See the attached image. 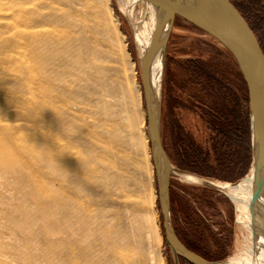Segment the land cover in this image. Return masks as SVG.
<instances>
[{"label":"rangeland","instance_id":"1","mask_svg":"<svg viewBox=\"0 0 264 264\" xmlns=\"http://www.w3.org/2000/svg\"><path fill=\"white\" fill-rule=\"evenodd\" d=\"M36 1L0 0V118L5 126L1 130V136L7 139L5 131L12 129L7 144H11L9 149L13 151L14 157H20L22 164H26L25 173H21L22 178L20 173H8V177L12 179L3 178L1 181L4 184L0 185V264H92L90 255L82 250V246L87 243L79 240L77 231L71 236L67 232L68 216L63 203L70 201L71 207L76 210L79 201L89 200V196L79 190L76 182V173L79 170L77 161L81 156L87 157L85 153L79 154L80 149H83L82 139H88L87 128L97 132L103 130L107 118V102L113 105L114 118L131 115L137 120V127L132 133L139 141L125 144L131 159L121 163L124 171L123 184L131 193L125 224L129 233L138 224L142 242V248L133 252L129 264H176L163 228L143 94L142 59L134 31V24L149 17L148 10L143 11L137 3L134 15L130 18L120 9L118 0H109L112 11L117 15L124 42L135 60L132 65V62L126 63L123 59L116 41V32L109 21L107 6L101 0H95L101 10L103 42L111 51L102 59L104 69L101 80L93 77V69L90 73H82V79L73 82L70 90L66 91L63 81L48 76L47 70L50 66L44 54L45 44L39 48L41 54L38 60L28 44L32 38H29V33L37 15ZM233 1L251 20V15L239 0ZM252 24L264 44L262 25ZM34 28L40 33V38L47 30L44 26ZM191 61H204L206 65H213L216 76L227 84L226 91L207 88L200 95L205 101L214 102L231 124L234 123L232 119L238 115L234 102L241 94L242 76L228 50L209 33L184 18L177 17L167 46L158 110L164 145L170 157L172 155L178 160H183L180 157L181 151L178 150L180 144L184 142L186 151L190 149V153H194L196 145L193 141L201 147H208L210 135L202 115L196 111L195 103L187 100V94H195L201 88L191 77ZM56 63L58 61H55L54 68ZM176 84H182L186 92L182 103L173 98L177 90V86H174ZM75 94L79 95L81 102L68 111L66 105L70 104L67 99ZM46 107L54 108V116L49 118L44 109ZM17 109L27 112L29 117L26 118L23 111H18L20 114L15 115L16 119H11L8 113ZM177 112L179 120L176 119ZM80 123L87 127H81ZM30 124L46 127V136L35 131ZM180 125L183 126L182 130L177 129ZM8 127L10 129H6ZM65 132L68 135H64ZM51 145L56 147L55 170L47 164ZM251 151L249 168L235 180L205 177L228 182L241 179L254 164L252 147ZM69 155L72 156L70 159L62 157ZM174 165L179 167L175 163ZM60 166L69 168L70 172L63 173ZM13 178L21 182L15 183ZM52 187L57 190L55 199L50 197ZM170 192L171 223L181 241L210 261L223 262L234 257L244 231L236 219L238 213L233 200L218 187L183 183L173 176ZM23 211L33 217H40V224L43 226H36L37 231L43 227L46 230V234L35 239L29 247L24 246V235L18 226L26 217ZM74 218L75 216L72 217L73 220ZM154 222H158L159 232L156 231ZM68 239L71 242L70 250ZM158 248L162 253V260ZM178 261L179 264H192L183 256H179Z\"/></svg>","mask_w":264,"mask_h":264},{"label":"bare ground","instance_id":"2","mask_svg":"<svg viewBox=\"0 0 264 264\" xmlns=\"http://www.w3.org/2000/svg\"><path fill=\"white\" fill-rule=\"evenodd\" d=\"M18 1L20 2V0ZM101 1L108 8L109 21L112 29L116 32V41L123 59L126 63L132 62L133 65L135 60L124 42L123 32L118 26L117 15L112 11L109 0ZM118 2L120 9L130 18L134 15V8L137 3L141 5L143 11L148 10L149 17L147 19L141 18L139 23L134 24L138 52L142 59L165 19V12L158 9L152 0H118ZM35 4L37 15L33 21L32 31L29 33V38H32L28 44L32 48L36 60L40 58V46L45 44L44 54H46L50 66L47 70L48 76L63 81V88L66 91L70 90L73 82L82 79V73H90L93 69L95 72L93 77L101 80V72L104 69L102 59L110 53L111 49L106 47L103 42L101 10L95 0H37ZM39 26L47 27L44 36L41 38L38 37L40 33L34 28ZM55 61L58 63L54 68ZM163 75L162 55L161 52H158L151 66V80L157 106L161 96ZM72 76L75 77L72 79ZM90 76L92 77V75ZM80 102L78 94L68 98L67 103L70 104L66 105L68 111ZM44 109L49 118L54 116L53 107ZM18 111L23 110L10 111L8 116L13 119L17 113L20 114ZM105 111L107 118L103 130L97 132L87 128L88 139L81 141L83 149H80L79 154L85 153L87 157L78 158L79 170L76 173V182L79 190L89 196V200L87 202L85 200L79 201L76 210L71 207L70 201L63 203L67 212L66 216H68L66 229L69 236L77 231L80 235L79 240L82 243H87L82 246V250L90 255L92 264H129L132 261L133 252L142 248V242L139 237L138 224L131 233L125 224V218H127L125 215L130 206L131 193L126 190L123 184L124 171L121 163L131 159L130 154L125 149V144L139 141L132 133L137 127V120L131 115L114 118L113 105L108 102ZM73 113L79 116L78 112L74 111ZM23 114L26 118L29 117L27 112L23 111ZM1 121L0 118V185L4 184L1 183L3 178V180H8V173H20L22 178L26 165L22 164L23 161L20 160V157H14L13 151L9 149L11 144H7L12 129L6 128L10 129L5 131L7 139L1 136V130L5 127ZM69 124L72 123L69 122ZM80 125L87 127L83 123ZM55 150L56 147L53 145L48 150L47 164L52 170L57 168ZM62 157L70 159L72 156ZM59 169L60 171L62 169L63 173L70 172V169L64 166H60ZM259 174L262 176L261 180H258L259 175L256 173L255 165L244 177L235 182L207 179L186 172H173L172 176L179 182L218 186L236 205L238 213L236 219L243 228V239L239 241L234 257L216 264H262L264 253V169ZM78 176L83 177V179H79ZM12 181L16 183L19 180L13 178ZM20 185L17 186L18 189ZM30 187L32 188V186ZM56 191L53 187L51 188V198L55 199ZM70 192L72 191L70 190ZM5 203L7 204V202ZM23 215L26 217L18 226L24 235L23 240L26 244L24 246L29 247L35 239L46 234V230L44 227L40 231L36 230V226L42 225L40 224L42 221L40 217H33L27 211H23ZM71 216H75L74 220ZM154 226L159 232L158 222H154ZM70 243L68 239V249ZM161 254L160 252V258Z\"/></svg>","mask_w":264,"mask_h":264},{"label":"water","instance_id":"3","mask_svg":"<svg viewBox=\"0 0 264 264\" xmlns=\"http://www.w3.org/2000/svg\"><path fill=\"white\" fill-rule=\"evenodd\" d=\"M152 1L158 9L165 12L166 16L142 58V85L165 237L176 264H179V256H183L192 264H216L218 262L206 259L183 243L171 223L170 188L173 172L207 177L174 165L161 135L159 110L151 80V66L157 53L161 52L164 72L167 46L177 17H182L209 33L228 50L247 87L251 147L254 151L253 165L259 175L258 180H261L262 176L259 173L264 169V50L249 22L231 0ZM209 185L218 187L214 184Z\"/></svg>","mask_w":264,"mask_h":264},{"label":"trees","instance_id":"4","mask_svg":"<svg viewBox=\"0 0 264 264\" xmlns=\"http://www.w3.org/2000/svg\"><path fill=\"white\" fill-rule=\"evenodd\" d=\"M233 3L234 1L231 0ZM244 8L252 17V21L245 15L241 7L234 3L243 16L247 19L250 26L258 36L253 23L261 24L264 32V0H239ZM264 50V44L258 36ZM213 65H206L204 61H191L190 74L194 82L201 86L200 91L195 94H187L188 99L195 103L196 111L202 115L206 127L210 131L208 147H201L193 141L196 151L190 153L186 151V144H180L181 158L178 160L172 157L174 163L183 169H187L204 176H215L227 180H235L244 174L251 163V134L250 119L248 109V92L245 81L240 78V97L234 102L238 108L237 117L232 119L234 123L227 122V116L217 109L214 102L202 98L201 92L207 88L225 91L228 89L224 80L216 76ZM176 93L173 94L174 100L182 103L185 100V89L182 84H176ZM208 90V89H207ZM223 90V91H224ZM183 93L184 95H181ZM179 120V113H176ZM233 124L235 127H233ZM182 130L183 126L177 128ZM184 157V158H183Z\"/></svg>","mask_w":264,"mask_h":264},{"label":"clouds","instance_id":"5","mask_svg":"<svg viewBox=\"0 0 264 264\" xmlns=\"http://www.w3.org/2000/svg\"><path fill=\"white\" fill-rule=\"evenodd\" d=\"M38 120V118H36ZM30 127H33L35 131H39L43 136H46V127L41 128L39 124H30ZM64 135H68L67 132L63 133ZM71 176V173H70ZM79 177V176H78ZM79 179H83V177H79Z\"/></svg>","mask_w":264,"mask_h":264},{"label":"snow or ice","instance_id":"6","mask_svg":"<svg viewBox=\"0 0 264 264\" xmlns=\"http://www.w3.org/2000/svg\"><path fill=\"white\" fill-rule=\"evenodd\" d=\"M181 95H184L183 93H181Z\"/></svg>","mask_w":264,"mask_h":264}]
</instances>
